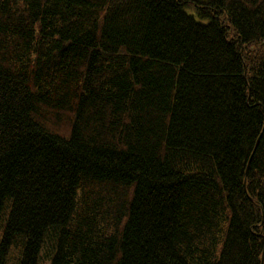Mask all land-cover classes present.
I'll return each instance as SVG.
<instances>
[{
	"label": "trees",
	"instance_id": "16d2710c",
	"mask_svg": "<svg viewBox=\"0 0 264 264\" xmlns=\"http://www.w3.org/2000/svg\"><path fill=\"white\" fill-rule=\"evenodd\" d=\"M264 264V0H0V264Z\"/></svg>",
	"mask_w": 264,
	"mask_h": 264
},
{
	"label": "rangeland",
	"instance_id": "374dc122",
	"mask_svg": "<svg viewBox=\"0 0 264 264\" xmlns=\"http://www.w3.org/2000/svg\"><path fill=\"white\" fill-rule=\"evenodd\" d=\"M42 264H46V263H42Z\"/></svg>",
	"mask_w": 264,
	"mask_h": 264
}]
</instances>
